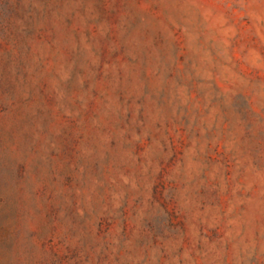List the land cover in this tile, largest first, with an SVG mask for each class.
Listing matches in <instances>:
<instances>
[{"label": "rangeland", "instance_id": "374dc122", "mask_svg": "<svg viewBox=\"0 0 264 264\" xmlns=\"http://www.w3.org/2000/svg\"><path fill=\"white\" fill-rule=\"evenodd\" d=\"M0 264H264V0H0Z\"/></svg>", "mask_w": 264, "mask_h": 264}]
</instances>
